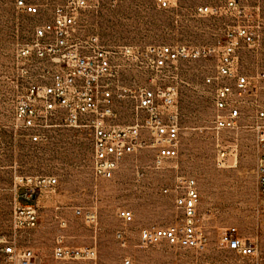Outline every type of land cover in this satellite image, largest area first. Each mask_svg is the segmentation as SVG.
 I'll return each mask as SVG.
<instances>
[{"label":"rangeland","instance_id":"374dc122","mask_svg":"<svg viewBox=\"0 0 264 264\" xmlns=\"http://www.w3.org/2000/svg\"><path fill=\"white\" fill-rule=\"evenodd\" d=\"M27 1L42 5V14L19 16L16 0H0V236L16 238L21 246L39 253L44 264H88L56 261L53 250L60 237L68 247H95L106 263L131 258L136 264H251V258H241L222 248L219 240L225 229L236 227L241 236L261 244L263 198L256 173L258 135L248 127L252 120L247 113L239 129L219 136L209 132L216 110L214 88L206 83V77L215 74V59L183 62L179 76L173 80L179 89L181 113L179 167L197 181L208 247L203 252L176 250L166 243L143 248L139 244L141 230L167 227L175 221L172 197L163 194L175 180L171 162L158 165L153 153L144 149L125 157L112 179L96 185L91 174L92 137L88 131L56 128L45 146L26 142L14 132L13 51L17 43L31 39L34 26L44 22L56 2ZM227 1L173 0L174 6L169 9L159 8L154 0L107 2L98 11L83 14V32L98 33L101 43L110 50L176 43L199 48L214 46L221 38L217 33L225 18H203L195 9L210 4L222 8L225 14ZM238 1L252 22H260L263 44L258 51H243L241 60L242 70L255 75L258 70L264 72V0ZM128 78L141 81L142 76L132 69ZM131 84L127 86L134 87ZM120 109L119 125L136 121L130 100ZM35 176L56 177L58 185L46 190L40 199L38 228L16 232L14 205L26 203L17 195L23 193L24 179ZM76 209L82 210V216L75 215ZM120 210L132 211L134 220H120ZM88 213H96V220H87ZM118 232L125 234V244L116 237Z\"/></svg>","mask_w":264,"mask_h":264},{"label":"built area","instance_id":"2783aa9c","mask_svg":"<svg viewBox=\"0 0 264 264\" xmlns=\"http://www.w3.org/2000/svg\"><path fill=\"white\" fill-rule=\"evenodd\" d=\"M56 1L44 22L33 28L26 43H17L13 51V114L15 134L35 145L45 146L51 133L60 127L86 130L92 137V180L97 185L114 177L121 161L141 150L153 153L158 165L169 161L175 169L173 186L163 194L171 195L175 221L167 227L152 226L141 230L139 244L143 248L163 243L179 249L203 252L209 244L199 207L201 195L197 181L183 174L179 167L181 154V113L179 89L173 80L179 76L183 62L215 59V74L206 77L214 88L216 116L208 128L219 136L224 131L241 127L247 115L248 126L258 135L259 158L256 167L259 193L263 198V236L259 245L241 236L236 227L225 229L220 246L251 264H264V72L255 75L241 68L245 50L258 51L263 44L260 22L251 21L246 8L238 0H228L222 8L202 4L195 13L203 18H225L219 27L220 40L214 46L199 48L179 43L171 45L124 46L110 50L98 33L84 34L83 14L98 11L104 3L118 0H46ZM161 9L173 7V0H154ZM177 1H175V7ZM17 15L40 16L42 5L16 0ZM135 69L141 81L128 78ZM134 87H128V83ZM130 100L136 121L119 125L123 103ZM53 176L24 179L23 193L13 208L16 232L35 230L40 223V199L55 188ZM75 215L82 216L76 209ZM94 221L96 213H88ZM118 218L125 223L134 220V213L120 210ZM66 223L62 221V226ZM116 237L125 244L126 236ZM56 261H84L88 264H136L131 258L121 263L103 262L97 249L72 248L60 237L53 250ZM0 264H44L36 251L21 246L16 238L0 236Z\"/></svg>","mask_w":264,"mask_h":264}]
</instances>
